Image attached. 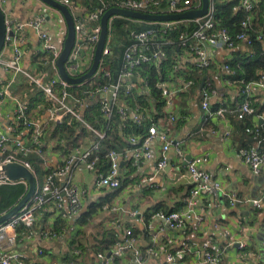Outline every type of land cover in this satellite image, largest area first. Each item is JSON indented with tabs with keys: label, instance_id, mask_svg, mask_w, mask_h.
<instances>
[{
	"label": "built area",
	"instance_id": "obj_1",
	"mask_svg": "<svg viewBox=\"0 0 264 264\" xmlns=\"http://www.w3.org/2000/svg\"><path fill=\"white\" fill-rule=\"evenodd\" d=\"M232 1L235 2L234 10L244 9L246 12V15L234 24L236 27L234 30L221 25L217 18L214 0H209L207 12L200 17L145 21L149 23L148 28L131 29L129 37L132 43L126 47L122 64L117 70L105 66L108 62V55L112 51L110 38V23L114 17L112 16L109 21V33L102 58L96 72L82 83L70 84L61 77L57 65V60L64 48L67 30L63 39L56 42L45 28L44 13L40 12L31 21H20L12 18L9 11L5 10L6 0H0L7 26L5 44H10L12 47L10 57H4L0 53V71L9 72L11 75L6 83L0 73V102H4L8 98L15 104L13 111L15 121L10 125L11 134L0 126V167L3 164L18 162L34 171L28 156L34 152L41 154L44 151L43 131L30 116L32 108L29 102L10 92L11 85L19 76H24L43 91L50 103L47 105L39 103L37 106L51 119L62 121L66 114H71L84 123L92 133L87 144L80 143L70 147L64 154L61 165L51 169L41 183L38 181L34 194L19 212L0 225V264H31L27 261V254L21 249L22 243L36 236H39L41 240H49L58 236L57 232L37 227L39 213L45 210L49 204H53L62 215L66 204L73 213L82 209L85 190L75 180L77 173L96 172L102 158L103 141L107 138L109 129L113 127L116 115L123 123L130 117L137 122L146 119V114L140 113V106L135 111L129 110L122 98L149 91L146 77H141L139 71L146 64L161 66L169 58L165 47H175L176 41L181 49L173 56L172 78L166 79L168 81L161 79L157 82V87L165 98V108H176L175 96L180 92L188 91L189 86L196 83L195 79L189 76L191 71L221 69L226 74V83L236 86L235 96L238 101L233 105L228 104L224 100L223 94L213 86L211 80H208L202 86L201 92L202 126L205 128L203 124H209L214 119L224 118L227 112H231L237 118L245 121L247 123L245 131L252 137V143L250 146L240 148L238 156L248 164L255 174L262 172L264 169V112L260 115L257 114L254 89L259 87L264 90V71H259L256 78L246 81L242 77H237L238 70L230 61L223 62L221 65L214 61L211 51L234 49L239 44L252 47L256 42L264 43V28H254L257 16L259 17V5L264 4V0ZM60 2L68 6L75 21V44L65 64L68 74L72 77H80L91 69L102 30L101 19L109 8L118 7L143 13L174 14L200 9L203 6V0H100V6L89 9L87 6L74 7L71 0H61ZM42 3L46 4L43 1ZM48 6L62 15L56 8ZM159 6H163L165 9L156 11L155 7ZM76 13H80V15L78 16ZM127 18L133 21H144L132 17ZM181 23L184 27H181ZM27 27H32L37 31L40 43L39 52L42 53L41 70L35 74L26 70L22 63L24 47L28 43L25 34ZM83 50L85 51L84 55L82 54ZM254 53L255 51L249 55L252 56ZM174 76L177 78H173ZM134 77H138L139 81L134 80ZM180 84L181 86H179ZM214 99H217L216 104H214ZM90 105H97L99 117L102 119V123L97 126L83 117L82 111ZM166 112L169 123L173 124L178 120L176 109ZM254 115H257L263 123L247 121ZM167 125L155 118L150 119L149 134L144 137L143 141L146 144L155 138L161 139L164 151L174 145L179 155L182 156V144L178 140L170 139ZM210 131L212 133L216 130L211 127ZM22 135L24 138L21 137ZM131 141L136 142L137 138L133 136ZM130 150L136 158L151 156L147 149ZM124 154V150L118 149H110L105 154L109 160V166L106 172L98 173L96 184L99 188L114 190L121 186L123 178L121 162L125 157ZM208 160L207 155L196 156L188 160L187 174L192 183L189 197L180 209L169 212L158 210L151 214L152 219L160 221V229L169 227L173 230H181L185 229L189 223H201L204 220L203 216L196 211L195 206L198 197L203 194L211 195L216 205L220 204V199L222 200L223 196L227 197L230 206L241 202L236 193L226 194L222 182L213 178L204 167ZM167 165L168 158L163 153L160 160L157 161V168L162 169ZM152 181L153 177L143 178L142 187ZM8 182L15 183L17 181L0 176V186ZM172 182L176 183L177 181ZM245 201L255 209H261L264 206V197L248 198ZM103 206L106 209L109 208L111 212L127 213L130 218L140 216L137 209L123 211L119 205L107 204ZM140 219L142 220V218ZM109 226L115 235V241L109 249L97 252V257L102 264H121L119 260L130 252L133 257L130 264H155L139 250V238L131 224H127L121 217H114L110 220ZM240 246L244 247V243L241 242ZM261 246L264 255V235ZM37 250L39 256L44 254L43 248L40 247ZM187 250L186 242L182 243L177 254L170 249L166 250L164 264H182L180 258L187 255ZM204 250L203 264H223L222 252L216 250L210 241L204 243ZM71 251L74 255L81 253L78 249ZM52 264L60 263L55 260ZM63 264H75V261L68 260Z\"/></svg>",
	"mask_w": 264,
	"mask_h": 264
},
{
	"label": "crops",
	"instance_id": "obj_2",
	"mask_svg": "<svg viewBox=\"0 0 264 264\" xmlns=\"http://www.w3.org/2000/svg\"><path fill=\"white\" fill-rule=\"evenodd\" d=\"M73 6L78 8L85 5L76 1ZM4 8L9 11L12 18L25 22L34 19L40 12L44 13L45 28L56 42L63 39L66 30L68 32L64 17L40 0H6ZM255 22L256 29L264 28L262 18L257 16ZM25 34L28 43L24 47L22 63L26 70L35 74L41 70L42 53L39 52V37L37 31L32 27L25 28ZM262 44L264 45V43ZM254 45L247 47L239 44L234 49L213 50L211 55L214 61L220 65L227 61L232 64L235 59L241 56L249 57L251 56L249 54L256 52ZM11 51V45L5 44L1 55L10 57ZM0 73L3 81L7 83L11 77L10 73L3 71ZM171 76L168 75L163 81H168L166 79L172 78ZM189 76L194 78L196 83L190 85L188 91L176 95L177 92L176 96L174 95L176 108H165L166 105H164L165 115L155 113L156 106L153 105V100L149 97V105L136 106V108L141 107L140 113L143 109L146 114V119L141 122L148 125L150 119L155 118L168 124V135L170 139L181 142L183 155H179L174 145L164 151L161 139L155 138L145 144L139 134L124 135L127 145L121 149L125 153L121 167L122 181L125 180V183L121 184L118 189L109 190L101 189L96 184L98 173L107 171H102L100 168L101 161L104 158L108 160L107 157H103L102 145L103 158H101L96 172L83 171L77 173L75 177L78 185L85 190L82 209L73 213L66 204L62 215L53 204H49L45 210L41 211L38 215L37 227L57 232L58 236L49 240H41L39 236L25 240L21 249L27 254L28 262L31 264H52L57 260L63 264L62 257L65 253L73 254L71 250L78 249L81 253L73 254L76 258L72 259L75 264H102L97 257V252L105 251L113 244L109 248H103V245H100L98 241L113 232L109 226L110 220L114 217H121L127 224L134 227L139 238L141 253L155 264H164L165 252L168 249L177 254L183 242L187 243L188 253L184 258H180L182 264H203L202 255L205 251L204 243L206 241H210L216 250L222 252L223 264H264L261 246L264 235V206L261 209H255L245 201L248 198L264 197V169L260 174H255L248 164L238 156L240 148L250 146L252 143V137L245 131L247 123L231 112H227L224 118L214 119L209 124H203L205 128H203L201 120L203 112L201 92L204 83L211 80L213 86L223 94L224 100L231 105L238 101L235 96L236 86L226 83V74L221 69L191 71ZM173 78H177V76ZM31 84L33 83L27 78L19 76L11 85L10 92L29 102L32 92ZM146 94L149 93L146 91ZM45 100L40 103L46 105L50 103L46 97ZM216 100L214 99V104H216ZM254 100H257V104L264 103L263 89L259 87L254 89ZM14 107L15 104L11 99L6 98L4 102H0V126L10 134V125L15 121ZM175 109L178 113V120L171 124L166 111ZM257 114L260 115V112ZM30 116L42 128L45 151L42 167L49 173L51 169L61 165L64 154L67 152L56 149L57 142L49 137L50 124L51 122L61 123L65 117L62 121H54L38 106L32 107ZM247 121L263 123L257 115L251 116ZM114 122L112 126H114ZM101 123L102 119L99 117L97 109L95 124ZM121 123L125 125L122 121ZM211 127H214L216 131L211 133ZM91 136L90 132L87 136L82 137L79 144H87ZM133 136L137 138L136 142L131 141ZM21 137L24 138V135ZM62 143L65 142L62 141ZM135 148L147 149L151 156L136 158L130 150ZM163 153L168 158V165L158 169L157 161L160 160ZM202 155L208 156L209 160L204 167L213 178L222 182L226 194L236 193L241 202L230 206L227 197L223 196L222 200L220 199V204L216 205L211 195L203 194L198 197L195 206L196 211L203 216L204 220L201 223H189L185 229L181 230H173L169 227L160 229V221L152 219L151 214L157 206L163 211L171 208L180 209L185 205L192 189V183L187 174V162L193 157ZM146 177H153V181L142 187L141 181ZM174 180L177 182L173 183ZM107 204L119 205L123 211L137 209L140 216L130 218L124 212H111L109 208H104L103 205ZM92 209L95 210L92 211ZM241 242L244 243V247L240 246ZM40 247L44 249L42 256L38 255L37 249ZM132 261V252H130L119 260V263L130 264Z\"/></svg>",
	"mask_w": 264,
	"mask_h": 264
},
{
	"label": "trees",
	"instance_id": "obj_3",
	"mask_svg": "<svg viewBox=\"0 0 264 264\" xmlns=\"http://www.w3.org/2000/svg\"><path fill=\"white\" fill-rule=\"evenodd\" d=\"M82 2L83 5L87 6L89 9H93L101 5L100 0H71L72 5L74 2ZM110 1V0H106ZM217 8V18L220 20L221 25L228 26L232 30L234 24L237 23L241 18L246 15L244 9H239L238 11L233 9L235 2L232 0H214ZM164 5V4H163ZM165 9L163 6L155 7L156 11H162ZM259 17L262 18V23L264 25V4L259 5ZM149 23L145 21H139L129 19L127 17L114 16L111 20L110 27V38L112 44L111 54L108 55V62L105 64L106 68L112 70H117L122 64V57L126 47L132 43V40L129 37V32L131 29L143 30L148 28ZM181 27L184 25L181 23ZM192 28V25H190ZM254 28L256 26L254 25ZM175 36V34H173ZM166 52L169 56L167 61H164L161 66L156 64H146L139 71L141 77H146V82H148L149 94L142 92L141 94H135L134 96L123 97L122 100L126 103L129 110H135L136 106L149 105L148 97L153 100V105H155L156 112L160 115H165L163 111L165 105V98L161 94L159 88L157 87V82L161 79H165L168 75L171 76V67L173 56L176 52H179L181 47L176 41V45L173 48L165 47ZM254 50L256 52L252 56H241L234 61L232 65L238 70L237 77H242L246 81H250L257 77L259 71H264V45L260 42H256L254 45ZM31 98H29L30 107H36L38 103L45 100V95L43 91L39 90L35 84H31ZM46 101V100H45ZM44 101V102H45ZM257 112L262 113L264 111V103H255ZM97 105H90L86 110L82 111L83 117L92 124H95V114L97 113ZM143 112V109L141 110ZM114 126L109 129L107 138L103 141V157L110 149H123L127 145V141L123 137L131 133L139 134L142 137V140L147 136V131L149 126L145 122L137 123L134 119L129 118L125 125H122L121 119L118 115L115 117ZM97 126V125H96ZM90 133L89 129L84 123L77 120L74 116L68 114L65 116L64 120L61 123H51L50 124V139H53L57 142L56 149H61L67 151L70 147L76 146L82 140V137L87 136ZM64 141L65 143H62ZM44 150V147H43ZM44 152L38 153L34 152L28 156L32 164V168L36 173L38 181L41 183L45 175L48 173L42 167L44 162ZM102 157V158H103ZM109 163L106 158H104L100 163V168L102 171L108 169ZM125 183V180L122 181V185ZM27 191V184L20 180L15 183H5L0 186V214L5 213L10 210L14 205H16L19 200L25 195ZM177 208L164 209L163 211L169 212L170 210H176ZM95 209H92V211ZM161 210L159 206L154 211ZM91 211L88 212L90 215ZM85 219V215H84ZM111 235L104 236V239L99 240L98 243L103 245V248H109L114 240L115 235L113 232H110ZM102 250V248H101ZM76 259L73 254L66 252L62 257L63 262Z\"/></svg>",
	"mask_w": 264,
	"mask_h": 264
},
{
	"label": "water",
	"instance_id": "obj_4",
	"mask_svg": "<svg viewBox=\"0 0 264 264\" xmlns=\"http://www.w3.org/2000/svg\"><path fill=\"white\" fill-rule=\"evenodd\" d=\"M42 1L59 10L66 20L68 32L64 42V48L57 60V65L61 77L70 84L82 83L85 80L89 79L96 72L100 60L102 58L103 49L105 47L107 36L109 33V21L112 16L123 15L127 17L141 19L144 21H164V20H180L187 18H197L204 15L207 12L208 4H209V0H203V6L200 9L190 10L183 13H174V14L143 13L139 11H133L118 7L109 8L103 14L101 19L102 30L100 34V39L96 46L94 60L91 69L80 77H72L68 74L65 64L75 44V39H76L75 21H74L73 13H71L68 6H66L59 0H42ZM76 15L79 16L80 13H76ZM6 33H7V26L5 21V13L0 3V53L6 43L5 42ZM82 54L83 55L85 54L84 50L82 51ZM134 80L139 81V78L134 77ZM0 176H6L8 179L12 181L23 180L27 183V191L25 195L19 200V202L16 205H14V207H12L10 210L0 214V225H1L9 218L17 214L19 210L31 198V196L34 194L37 188L38 180L34 171H32L25 165L18 162L3 164L0 167Z\"/></svg>",
	"mask_w": 264,
	"mask_h": 264
},
{
	"label": "rangeland",
	"instance_id": "obj_5",
	"mask_svg": "<svg viewBox=\"0 0 264 264\" xmlns=\"http://www.w3.org/2000/svg\"><path fill=\"white\" fill-rule=\"evenodd\" d=\"M52 124L54 123V122H51Z\"/></svg>",
	"mask_w": 264,
	"mask_h": 264
}]
</instances>
